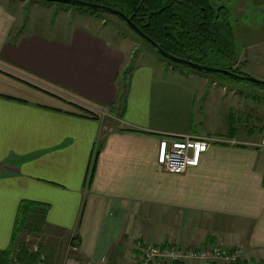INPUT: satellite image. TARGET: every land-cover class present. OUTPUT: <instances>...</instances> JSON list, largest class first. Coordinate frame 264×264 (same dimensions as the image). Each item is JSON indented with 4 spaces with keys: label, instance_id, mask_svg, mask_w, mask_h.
<instances>
[{
    "label": "crops",
    "instance_id": "1",
    "mask_svg": "<svg viewBox=\"0 0 264 264\" xmlns=\"http://www.w3.org/2000/svg\"><path fill=\"white\" fill-rule=\"evenodd\" d=\"M43 5L0 0V264H133L148 242L240 246L264 264V87L134 62L122 37ZM188 134L237 144L170 173L159 141Z\"/></svg>",
    "mask_w": 264,
    "mask_h": 264
},
{
    "label": "trees",
    "instance_id": "2",
    "mask_svg": "<svg viewBox=\"0 0 264 264\" xmlns=\"http://www.w3.org/2000/svg\"><path fill=\"white\" fill-rule=\"evenodd\" d=\"M88 1L108 5L122 11L159 46L175 56L206 65H215L212 62L219 60L228 62L229 55L235 51L234 48L220 46L222 39L219 36V28L222 24L227 31L230 30L231 14L230 9L222 3V0ZM214 3H219V5L214 6ZM88 10L92 13H101ZM228 69L242 74L238 69ZM258 85L264 87V85ZM91 177L92 174L89 181ZM39 214V211L35 215L31 213L28 221L32 223ZM27 253L29 257L27 259L23 257L24 263L35 264L37 259L32 260L34 254Z\"/></svg>",
    "mask_w": 264,
    "mask_h": 264
},
{
    "label": "rangeland",
    "instance_id": "3",
    "mask_svg": "<svg viewBox=\"0 0 264 264\" xmlns=\"http://www.w3.org/2000/svg\"><path fill=\"white\" fill-rule=\"evenodd\" d=\"M46 6L48 10L46 13L51 12L52 16L66 19L68 24L70 23H86L92 22L99 29L100 33L105 32L115 35L118 40L122 39L127 43L129 51L132 52L134 62H158L162 60L164 62H173L166 57L162 56L153 46L146 41L142 40L121 18L105 13L95 12L92 13L88 9L79 8L74 5H66L58 2H48L44 0H32ZM230 1V3H228ZM222 0V3L230 9V30L221 24L219 28V36L222 39L220 46H225L229 49H235V51L229 55V66L233 69L244 67L250 73L264 74V63H248L243 66L244 62H264V0ZM66 10H69L67 12ZM71 12V13H70ZM54 18V17H53ZM117 41V40H116ZM124 43V42H123ZM135 55V57H134ZM228 62L219 60L218 62H212L218 66L227 65ZM179 66H183L181 63L173 62ZM186 66V65H184ZM244 69V70H245ZM250 76V75H249ZM251 77L264 81L256 76ZM242 80V79H240ZM244 82H248L242 80ZM252 86H259L253 83ZM264 100V99H263ZM39 209L34 207L32 215H35ZM30 213V214H31ZM174 232V229L172 230ZM12 263H20L17 259H11ZM10 263V262H9Z\"/></svg>",
    "mask_w": 264,
    "mask_h": 264
},
{
    "label": "built area",
    "instance_id": "4",
    "mask_svg": "<svg viewBox=\"0 0 264 264\" xmlns=\"http://www.w3.org/2000/svg\"><path fill=\"white\" fill-rule=\"evenodd\" d=\"M213 144H237V141L191 134L179 138L167 137L159 141L157 161L168 172L181 174L189 167L197 166L201 155ZM252 146L264 153V136L260 141L252 143ZM135 248L139 255L135 257L133 264H260L251 262L246 250L240 246L192 247L181 243L148 242L145 245L137 243ZM36 264H44L42 254Z\"/></svg>",
    "mask_w": 264,
    "mask_h": 264
},
{
    "label": "water",
    "instance_id": "5",
    "mask_svg": "<svg viewBox=\"0 0 264 264\" xmlns=\"http://www.w3.org/2000/svg\"><path fill=\"white\" fill-rule=\"evenodd\" d=\"M48 2H58V3H63L66 5H74L77 7L85 8V9H91L94 11H100V12H105L109 13L112 15L120 16L124 22L127 24L129 28H131L140 38H142L144 41L149 43L151 46H153L162 56L166 57L167 59L176 62V63H181L183 65L188 66L191 69L197 70V71H202V72H214V73H224L230 76H233L238 79L242 80H247L252 83L256 84H261L264 85V81H261L259 79H255L249 75H243L239 73H235L229 69L226 68H221V67H216V66H211V65H206L202 64L200 62H194L189 59L181 58L178 56H175L171 54L170 52L164 50L157 42H155L152 38H150L147 34H145L139 27L135 25L131 21V19L124 14L122 11L100 3L88 1V0H44ZM213 2V1H212ZM219 3H214V6H218Z\"/></svg>",
    "mask_w": 264,
    "mask_h": 264
}]
</instances>
